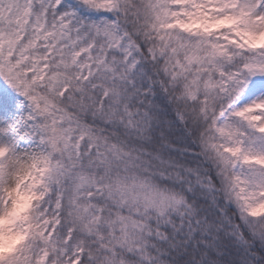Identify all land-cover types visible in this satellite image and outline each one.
I'll return each instance as SVG.
<instances>
[{
	"label": "snow or ice",
	"instance_id": "1",
	"mask_svg": "<svg viewBox=\"0 0 264 264\" xmlns=\"http://www.w3.org/2000/svg\"><path fill=\"white\" fill-rule=\"evenodd\" d=\"M0 264H264V0H0Z\"/></svg>",
	"mask_w": 264,
	"mask_h": 264
}]
</instances>
